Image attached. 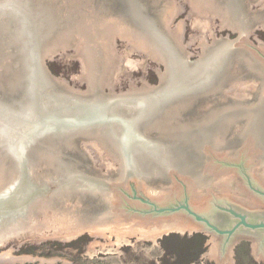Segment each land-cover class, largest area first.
I'll return each instance as SVG.
<instances>
[{
    "label": "water",
    "instance_id": "95a60500",
    "mask_svg": "<svg viewBox=\"0 0 264 264\" xmlns=\"http://www.w3.org/2000/svg\"><path fill=\"white\" fill-rule=\"evenodd\" d=\"M263 199L264 0H0V264L176 230L231 264Z\"/></svg>",
    "mask_w": 264,
    "mask_h": 264
},
{
    "label": "rangeland",
    "instance_id": "374dc122",
    "mask_svg": "<svg viewBox=\"0 0 264 264\" xmlns=\"http://www.w3.org/2000/svg\"><path fill=\"white\" fill-rule=\"evenodd\" d=\"M202 238L209 241V245ZM208 238V235L199 231L176 230L152 240L139 239L121 244L117 248L120 253L89 257L86 250L93 237L82 233L70 241L52 239L28 244L11 251V255L66 257L72 260L70 264H216L209 253ZM37 263L38 259L14 264ZM61 263L62 260H56L53 264ZM231 264H264V259L252 255L251 242L239 240L232 246Z\"/></svg>",
    "mask_w": 264,
    "mask_h": 264
},
{
    "label": "flooded vegetation",
    "instance_id": "af4514ba",
    "mask_svg": "<svg viewBox=\"0 0 264 264\" xmlns=\"http://www.w3.org/2000/svg\"><path fill=\"white\" fill-rule=\"evenodd\" d=\"M216 212H217V215H215L214 217L216 219L215 221L217 222L218 226L221 228H228L231 224V223L228 224V222L230 220V215L227 212H223V211H216ZM248 213L251 217L250 221H252V222H258L259 220H264V209H263V212H259L256 210H249ZM245 230H247V229L243 228L242 231H244V232H242V231L236 232V234L231 239V243L235 242V244H236L239 242V240H247V241L252 243L253 240H255L258 243H260L261 245H264V228H256L255 230H251V231L248 230V233H246ZM208 233L210 234L211 232H208ZM217 237L221 238V240L224 241V239L226 238V235H217ZM203 239H204V242L207 241L205 238H203ZM207 245H209V241H207Z\"/></svg>",
    "mask_w": 264,
    "mask_h": 264
},
{
    "label": "trees",
    "instance_id": "16d2710c",
    "mask_svg": "<svg viewBox=\"0 0 264 264\" xmlns=\"http://www.w3.org/2000/svg\"><path fill=\"white\" fill-rule=\"evenodd\" d=\"M201 240L203 241V238H202ZM202 241H201V242H202Z\"/></svg>",
    "mask_w": 264,
    "mask_h": 264
},
{
    "label": "bare ground",
    "instance_id": "6f19581e",
    "mask_svg": "<svg viewBox=\"0 0 264 264\" xmlns=\"http://www.w3.org/2000/svg\"><path fill=\"white\" fill-rule=\"evenodd\" d=\"M209 240V239H208ZM13 255V254H12Z\"/></svg>",
    "mask_w": 264,
    "mask_h": 264
}]
</instances>
